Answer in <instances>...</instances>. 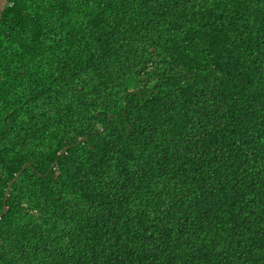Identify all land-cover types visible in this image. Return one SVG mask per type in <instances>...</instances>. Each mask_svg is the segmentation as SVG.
Returning <instances> with one entry per match:
<instances>
[{
  "label": "trees",
  "instance_id": "1",
  "mask_svg": "<svg viewBox=\"0 0 264 264\" xmlns=\"http://www.w3.org/2000/svg\"><path fill=\"white\" fill-rule=\"evenodd\" d=\"M19 174L0 264H264V0H9Z\"/></svg>",
  "mask_w": 264,
  "mask_h": 264
},
{
  "label": "water",
  "instance_id": "2",
  "mask_svg": "<svg viewBox=\"0 0 264 264\" xmlns=\"http://www.w3.org/2000/svg\"><path fill=\"white\" fill-rule=\"evenodd\" d=\"M9 4V0H0V21H1V18H2V14H3V11L6 9L7 5ZM21 174V173H20ZM20 174L12 181V183L9 185V188L6 192V198H5V206H4V209H7V199L9 197V191L12 187V184L14 181H16L19 177H20ZM5 212V211H4ZM3 212V213H4ZM3 215V214H2ZM1 215V216H2Z\"/></svg>",
  "mask_w": 264,
  "mask_h": 264
},
{
  "label": "snow or ice",
  "instance_id": "3",
  "mask_svg": "<svg viewBox=\"0 0 264 264\" xmlns=\"http://www.w3.org/2000/svg\"><path fill=\"white\" fill-rule=\"evenodd\" d=\"M4 211H6V209H2V208H0V212H4Z\"/></svg>",
  "mask_w": 264,
  "mask_h": 264
}]
</instances>
